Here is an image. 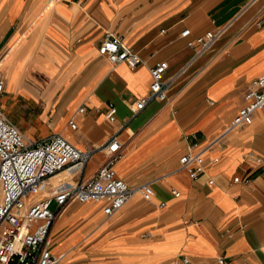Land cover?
<instances>
[{"label":"crops","instance_id":"1","mask_svg":"<svg viewBox=\"0 0 264 264\" xmlns=\"http://www.w3.org/2000/svg\"><path fill=\"white\" fill-rule=\"evenodd\" d=\"M219 27L200 54L186 43ZM106 31L140 62L100 54ZM157 60L167 62L166 96L133 111ZM263 72L264 0H0L3 113L29 142L58 132L94 147L83 178L116 133L114 174L153 188L108 216L98 201L67 203L48 231L56 264H179L183 255L188 264H264V112L228 128ZM188 151L202 157L195 177L179 162Z\"/></svg>","mask_w":264,"mask_h":264},{"label":"built area","instance_id":"2","mask_svg":"<svg viewBox=\"0 0 264 264\" xmlns=\"http://www.w3.org/2000/svg\"><path fill=\"white\" fill-rule=\"evenodd\" d=\"M224 27L207 29L188 38L186 43L195 54L209 49L221 35ZM189 29H181L187 35ZM97 50L112 62L124 61L135 66L141 58L125 45L119 37L106 31ZM165 60H157L149 67L148 91L129 103L135 111L150 99L162 100L166 96L167 81L163 72ZM0 77V91L2 90ZM244 103L233 115L228 128L252 121L256 110L264 112V72L252 80L244 94ZM79 106L77 111H82ZM116 107L108 103L106 118L115 119ZM74 127L75 122L69 120ZM120 142L112 133L103 145L107 157L88 177L79 176L94 147H78L62 134L53 132L35 142H29L17 124L0 109V264H56L57 258L50 250L49 226L55 215L70 201H98L105 215L118 210L128 197L139 191L145 199L153 194L146 181L129 185L114 174L112 165L119 157ZM200 152H186L179 157L180 164L195 177L202 170ZM65 171L63 178L55 175ZM79 176L77 179L74 177ZM238 180V177H234ZM178 194L177 190L172 191ZM54 202L55 208L50 204ZM188 257L179 258V264H188ZM224 262L222 257L218 258Z\"/></svg>","mask_w":264,"mask_h":264},{"label":"rangeland","instance_id":"3","mask_svg":"<svg viewBox=\"0 0 264 264\" xmlns=\"http://www.w3.org/2000/svg\"><path fill=\"white\" fill-rule=\"evenodd\" d=\"M20 128V127H19ZM65 173V171H63V172H61L59 175H62V174H64ZM50 207L53 209L54 208V202H52L51 204H50Z\"/></svg>","mask_w":264,"mask_h":264}]
</instances>
